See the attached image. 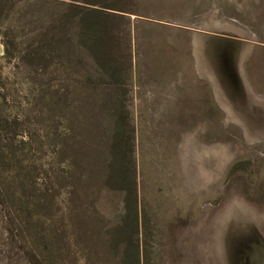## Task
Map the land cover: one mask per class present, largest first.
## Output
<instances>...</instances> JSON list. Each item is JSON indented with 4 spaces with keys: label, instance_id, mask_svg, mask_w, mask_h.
<instances>
[{
    "label": "rangeland",
    "instance_id": "374dc122",
    "mask_svg": "<svg viewBox=\"0 0 264 264\" xmlns=\"http://www.w3.org/2000/svg\"><path fill=\"white\" fill-rule=\"evenodd\" d=\"M88 1L0 0V264H122L120 230L139 264H264V0ZM89 8L119 86L70 41ZM116 109L126 224L125 192L103 180ZM28 180L47 204L22 222Z\"/></svg>",
    "mask_w": 264,
    "mask_h": 264
},
{
    "label": "trees",
    "instance_id": "16d2710c",
    "mask_svg": "<svg viewBox=\"0 0 264 264\" xmlns=\"http://www.w3.org/2000/svg\"><path fill=\"white\" fill-rule=\"evenodd\" d=\"M88 2H92L93 4H102V0H89ZM85 12H80L75 19L76 23V32L70 40L72 43L81 50L82 55L80 58L88 57L90 62L96 69V79L104 80L107 82L106 84L119 86L123 84V73L120 69V62L117 61L114 56L111 58L110 52L108 49V36L109 33L106 32L105 20L104 16L101 15L104 10L99 9L96 10L94 8H89V10L84 9ZM82 41H85L81 44ZM43 43V42H42ZM67 47L69 46V40L67 41ZM47 46V44H46ZM68 53V52H67ZM65 54L63 59H69V53ZM45 54H38L35 57H44ZM66 56V57H65ZM79 55H76L74 60ZM32 57V56H31ZM72 58H70L71 60ZM73 60V61H74ZM93 78L89 76L88 79ZM123 104H120L117 109H119L122 113L124 112ZM117 109L114 114H112L113 118L110 120V126L107 137V145H106V156L103 162L104 172L106 171V176H104V185L109 188H116L123 190L125 192V208L127 211L126 217L124 218L123 224L129 217L130 212L129 207V199L127 195L130 196L131 191L134 189V173H133V164H132V156H131V143L129 136L131 135V130L126 122L123 120L122 113H118ZM74 159V158H73ZM75 160L71 161V165L73 166ZM118 169V179L119 182L117 184H111L109 181L110 176L113 174V169ZM31 176V174H29ZM75 190V180H73V184L69 190V196L72 197V193ZM128 196V197H129ZM18 197L20 200V210L21 214L24 212L25 218L21 221H33L32 217L34 216V211L40 208L45 207L47 204L46 195H39V199L36 201V192L35 186L33 182L30 180L26 181L22 188L18 191ZM128 199V200H127ZM42 216L40 219H43ZM136 219V217H135ZM38 218L35 219V224L39 223ZM44 222L47 224H51L50 219H44ZM124 225H122L123 227ZM113 241L116 244L121 242V254L119 257V262L122 261V264H139L140 262V253L139 247L137 244L131 242L127 232H123L120 230L113 237ZM112 242V240H111ZM110 242V243H111ZM123 242V244H122Z\"/></svg>",
    "mask_w": 264,
    "mask_h": 264
}]
</instances>
